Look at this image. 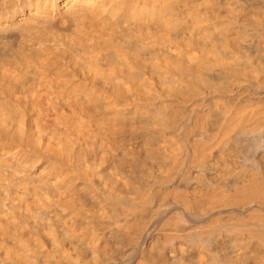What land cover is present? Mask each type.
<instances>
[{"label":"bare ground","instance_id":"bare-ground-1","mask_svg":"<svg viewBox=\"0 0 264 264\" xmlns=\"http://www.w3.org/2000/svg\"><path fill=\"white\" fill-rule=\"evenodd\" d=\"M0 264H264V0H0Z\"/></svg>","mask_w":264,"mask_h":264}]
</instances>
